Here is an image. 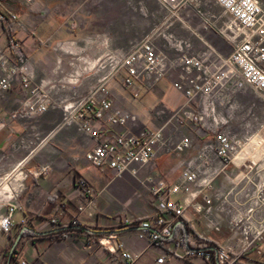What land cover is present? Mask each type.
I'll list each match as a JSON object with an SVG mask.
<instances>
[{"label": "built area", "instance_id": "obj_1", "mask_svg": "<svg viewBox=\"0 0 264 264\" xmlns=\"http://www.w3.org/2000/svg\"><path fill=\"white\" fill-rule=\"evenodd\" d=\"M20 1L31 6L37 0ZM156 1L165 12L162 22L129 50L106 52L99 57L96 66L102 77L98 86L85 97L59 104L64 115L60 127L75 125L88 134L95 141L94 148L85 155L88 164L97 169H110L117 177L125 174L137 177L163 154H188L176 182H156L152 177L142 182L155 185L151 189L156 196L152 218L139 220L121 212L115 218L117 224L134 228L139 240L150 244L163 242L174 236L187 208L210 217L214 212L211 203L216 199L224 206L220 211L230 207L226 212L231 240L219 244L188 232L183 240V260L204 264H260L246 257L252 252L262 254L259 246L264 241V156L255 161L251 175L242 178L246 184L238 191L235 190L241 181L234 183L227 193L213 191L216 181L255 138L254 134H233L231 123L237 94L251 90L264 101V4L261 0H212L222 13L213 15L212 20L205 18L204 22V15L195 6L202 0ZM130 3L134 9L145 12L142 5ZM192 4H195L193 8ZM195 19L202 20L213 33L214 41L199 38L203 49H196L191 40L172 30L179 23L191 29ZM0 22L10 34L9 45L0 46V97L20 84L24 99L11 117L28 122L58 105L53 102L47 83H36L33 61L12 36L14 28L35 34V27L26 28L17 14L1 8ZM159 41L168 52L159 49ZM165 79L182 95L183 102L174 109L158 105L150 110L149 115L157 124L154 128L141 125L132 112L115 108L108 90V84L118 80L124 88L135 89L134 96L138 97ZM96 124L122 131L113 139L104 140ZM4 128L5 124L0 121V132ZM185 128L205 139L199 147H195L190 136L183 134ZM29 129L26 136L12 144L13 150H26L27 155L11 170L0 173V234L7 236L12 233L15 214L23 210L19 200L28 178H38L51 171L47 164L32 165L40 136L34 126ZM4 158L0 153V163ZM78 186L90 192L84 180H79ZM177 195L187 198L173 200ZM72 225L77 226L78 222ZM209 226L216 232L222 230L221 223L212 219ZM99 242L110 252H119L123 264H134L139 258L115 232L102 235ZM165 261L166 256H162L157 263ZM21 264L29 263L22 261Z\"/></svg>", "mask_w": 264, "mask_h": 264}, {"label": "crops", "instance_id": "obj_2", "mask_svg": "<svg viewBox=\"0 0 264 264\" xmlns=\"http://www.w3.org/2000/svg\"><path fill=\"white\" fill-rule=\"evenodd\" d=\"M131 1L135 6L142 5L145 12L134 9ZM78 2L37 0L33 5L26 6L20 0H0L2 10L8 9L17 14L26 28L35 27V34L14 28L12 36L33 61L36 83H47L52 100L58 105L39 118L20 122L11 117L24 99L20 84L0 97V121L5 124L0 132V153L5 155L0 163V173L11 170L27 155L26 150H13L12 144L26 136L31 125L40 136V142H36L39 148L31 163L33 166L47 164L51 167L47 175L28 178L19 200L23 210L13 218L12 233L9 236L0 234V264H21L22 261L29 264H123L119 252L112 253L99 242L102 235L112 232L118 234L120 240L139 255L134 264H158L157 260L162 256H166L163 264H204L202 261L183 260L185 236L183 227L179 224L172 238L150 244L147 240H139L134 228L120 226L115 220L121 212L139 220L152 218L156 196L151 189L155 185L142 182L148 177L156 182H176L188 154H163L141 170L137 177L130 174L117 177L110 169H97L88 164L85 155L95 146V141L88 134L79 131L75 125L60 127L64 115L59 104L65 100L85 97L98 86L102 77L96 66L99 57L106 52L127 51L132 48L162 22L165 12L156 0H127L126 6L140 18L147 31L139 38L130 35L131 41L122 45L120 0L104 5H101V1L88 11L87 4L92 5L93 0L80 4ZM200 5L202 4L198 3L195 6L199 8ZM214 6L218 13H222L218 6ZM194 21L191 29H186L179 23L172 30L178 36L191 40L196 49H203L199 38L213 40V33L202 20ZM203 21L206 22L205 18ZM9 39L10 34L0 22V46L7 47ZM79 44L82 46L78 47ZM158 47L161 51L168 52L162 41L158 42ZM79 55L82 57H77ZM162 83L164 80L152 91H143L138 97L134 96L135 89L124 88L118 80L110 82L108 90L115 108L132 112L139 118L141 125L154 128L157 124L151 119L149 111L158 105H164L161 102ZM150 94L160 97V103L145 113L141 110V104ZM258 99L264 106V101L260 97ZM232 125L233 123L231 128ZM95 128L104 140H111L122 131L121 128H110L103 124H96ZM183 134L193 139L196 148L205 140L190 128H185ZM247 134H254L257 140L258 136L261 138L253 150L257 158L247 157L249 160H243L239 164L235 161L227 173L216 181L214 194L227 193L234 183L241 181L235 190L238 191L246 184L242 178L251 175L255 161L264 156V125L251 133H244ZM79 180L87 183L90 192L78 186ZM186 198L183 195L173 196L175 201ZM211 206L214 212L210 217L198 214L194 208L189 207L184 219L188 227L193 229L189 232L222 244L231 240L229 216L226 212L230 211V207L225 206V210L220 211L219 208L224 206L216 199ZM211 219L221 223L220 232L211 229ZM74 221L78 222L77 226L72 225ZM27 228L30 230L29 234L21 238V233ZM259 248L264 250V241ZM251 254L255 253L246 257L249 261L264 264V261L251 258ZM12 255L14 260L10 259Z\"/></svg>", "mask_w": 264, "mask_h": 264}, {"label": "rangeland", "instance_id": "obj_3", "mask_svg": "<svg viewBox=\"0 0 264 264\" xmlns=\"http://www.w3.org/2000/svg\"><path fill=\"white\" fill-rule=\"evenodd\" d=\"M85 1L87 0H77L79 4ZM112 1L113 0H93L92 5L90 6H88V4L86 3L87 4L86 11L95 8L96 7L95 5L98 4L99 2L102 3V4L100 3L101 5H104V3L109 4ZM126 1L127 0H120L121 16H122V21H121L122 45L131 41L130 35L139 38L147 31V29L143 27V25L141 24V21L139 20L140 18L136 16L134 13H132L129 10V8L126 6ZM261 1L264 4V0ZM200 3L202 5H200L198 9L202 12L204 18L212 20L211 18L213 15L220 16L221 13H218V10L214 6L212 0H202V2ZM107 24L109 23L107 22ZM132 29L133 30L136 29V31L132 32L131 31ZM81 46L82 45L79 44L78 47ZM77 57H82V55H79ZM159 98L160 97H158L156 94L148 95L142 101L141 110L145 111V113L148 112L150 109H152L154 106L160 103ZM161 102L164 103V105L170 109H174L178 107L183 102L182 95L172 87V83L170 80L165 79L164 83H162ZM234 105H235V110L232 121L233 125L231 128L233 134L237 136H242L244 135L245 132L249 131V133H251L261 125H264V106L260 103V100L258 99L257 95L254 92H252L251 90H246L244 92L237 94L235 96ZM260 251L262 253L261 255L251 254L252 256L251 258L263 262L264 250L260 249Z\"/></svg>", "mask_w": 264, "mask_h": 264}, {"label": "bare ground", "instance_id": "obj_4", "mask_svg": "<svg viewBox=\"0 0 264 264\" xmlns=\"http://www.w3.org/2000/svg\"><path fill=\"white\" fill-rule=\"evenodd\" d=\"M261 138L258 136V140H260ZM256 140V141H255ZM257 138H254L253 141L250 143V145L243 151V153L239 154L235 161L236 163H240L241 161H243L245 158L247 157H253L254 159L257 158V154L254 155V147L256 145V142L258 141Z\"/></svg>", "mask_w": 264, "mask_h": 264}, {"label": "trees", "instance_id": "obj_5", "mask_svg": "<svg viewBox=\"0 0 264 264\" xmlns=\"http://www.w3.org/2000/svg\"><path fill=\"white\" fill-rule=\"evenodd\" d=\"M179 225H181V226L183 227V235L185 236V238H186V236H187V234H188L189 231H193V229H192L191 227H188V225H187V221H186L184 218L182 219V221H181V223H180ZM79 229H80V228H79ZM29 232H30V230H29L28 228H27L26 230H24V231L21 233V238H24L26 235L29 234ZM185 238H184V239H185ZM189 247L193 248L194 245H193V246L190 245ZM14 253H16V250H15V249H14ZM13 255H14V254H13ZM13 255H12V257H11V260H14Z\"/></svg>", "mask_w": 264, "mask_h": 264}, {"label": "water", "instance_id": "obj_6", "mask_svg": "<svg viewBox=\"0 0 264 264\" xmlns=\"http://www.w3.org/2000/svg\"><path fill=\"white\" fill-rule=\"evenodd\" d=\"M12 257V256H11ZM11 259V258H10ZM8 264H10V262L8 263Z\"/></svg>", "mask_w": 264, "mask_h": 264}]
</instances>
